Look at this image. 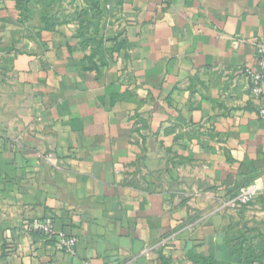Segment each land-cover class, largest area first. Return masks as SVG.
Segmentation results:
<instances>
[{
  "label": "crops",
  "instance_id": "obj_1",
  "mask_svg": "<svg viewBox=\"0 0 264 264\" xmlns=\"http://www.w3.org/2000/svg\"><path fill=\"white\" fill-rule=\"evenodd\" d=\"M262 37L264 0H0V264H257Z\"/></svg>",
  "mask_w": 264,
  "mask_h": 264
},
{
  "label": "built area",
  "instance_id": "obj_2",
  "mask_svg": "<svg viewBox=\"0 0 264 264\" xmlns=\"http://www.w3.org/2000/svg\"><path fill=\"white\" fill-rule=\"evenodd\" d=\"M259 72L256 74L249 73L248 77L251 81V93L255 99H260L264 94V37L257 42ZM261 116L264 118V109L261 111ZM263 188L257 183H252L240 190L235 197L234 202L240 206H246L253 203L261 194ZM24 229L29 233L41 235L45 241H54V247L57 251L74 255L79 245V239L69 235L65 231L57 229L54 219L48 217L43 219H33L24 223ZM150 248H147L145 253ZM81 264H91L90 262H83Z\"/></svg>",
  "mask_w": 264,
  "mask_h": 264
},
{
  "label": "trees",
  "instance_id": "obj_3",
  "mask_svg": "<svg viewBox=\"0 0 264 264\" xmlns=\"http://www.w3.org/2000/svg\"><path fill=\"white\" fill-rule=\"evenodd\" d=\"M34 1V0H17L18 5L20 6V8H22L23 10L28 9L30 3ZM40 1H44L46 2L49 6H54L57 7V5L61 2V0H40ZM92 1V0H91ZM51 243H54V241H51ZM256 262L257 264H264V256L258 257L256 258ZM259 260V261H258ZM248 263V262H247ZM205 264H214L212 261H209L208 263ZM248 264H254L253 262H250Z\"/></svg>",
  "mask_w": 264,
  "mask_h": 264
}]
</instances>
